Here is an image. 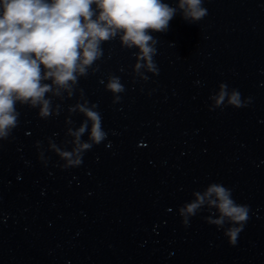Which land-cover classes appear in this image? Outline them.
I'll list each match as a JSON object with an SVG mask.
<instances>
[{
	"label": "water",
	"instance_id": "obj_1",
	"mask_svg": "<svg viewBox=\"0 0 264 264\" xmlns=\"http://www.w3.org/2000/svg\"><path fill=\"white\" fill-rule=\"evenodd\" d=\"M162 2L177 11L166 32L150 33L157 71L136 72L138 49L120 34L102 42L72 96L45 94L47 118L16 103L0 168L79 199L185 264H264V0H202L207 14L196 22L183 18L179 0ZM111 76L122 92L107 90ZM233 93L240 107L229 103ZM85 101L96 105L105 139L63 167L55 149H76L73 133L87 119L76 105ZM90 136L89 121L80 142ZM213 185L248 208L235 245L226 233L240 224L222 217L215 194L205 196ZM197 194L203 202L181 215Z\"/></svg>",
	"mask_w": 264,
	"mask_h": 264
},
{
	"label": "clouds",
	"instance_id": "obj_2",
	"mask_svg": "<svg viewBox=\"0 0 264 264\" xmlns=\"http://www.w3.org/2000/svg\"><path fill=\"white\" fill-rule=\"evenodd\" d=\"M201 5L202 0H179L178 7L185 20L196 22L207 14ZM176 11L162 0H0V137L7 138L9 130L17 124V102L39 107V116L47 118L52 110L51 100L45 94L60 96L64 89L72 96L78 77L86 76L102 56V42L118 34L124 47L138 49L134 70L145 68L155 73L152 58L157 41L150 33L166 32ZM107 90L118 94L124 88L118 77L111 76ZM224 96L221 91L220 100ZM229 103L240 107L238 93L231 95ZM87 104L85 101L76 105L87 118L73 133L76 149L73 152L55 149L67 161L63 167L80 165L82 150L105 139L100 114L93 110L96 105L87 107ZM89 121L91 143H81L80 134ZM213 194L218 198L222 217L240 224L226 233L229 243L235 245L242 222L247 220L248 208L235 204L230 191L223 186L209 187L205 196ZM203 199L197 194V203L181 209V215L185 211L193 213Z\"/></svg>",
	"mask_w": 264,
	"mask_h": 264
}]
</instances>
